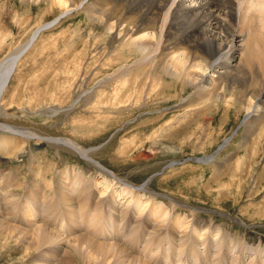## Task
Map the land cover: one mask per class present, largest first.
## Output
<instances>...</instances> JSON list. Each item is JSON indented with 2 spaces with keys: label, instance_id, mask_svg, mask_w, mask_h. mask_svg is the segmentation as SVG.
I'll list each match as a JSON object with an SVG mask.
<instances>
[{
  "label": "rangeland",
  "instance_id": "374dc122",
  "mask_svg": "<svg viewBox=\"0 0 264 264\" xmlns=\"http://www.w3.org/2000/svg\"><path fill=\"white\" fill-rule=\"evenodd\" d=\"M65 9L0 0V62L37 28L58 22L21 59L0 123L94 150L91 158L113 174L66 146L0 132L9 142L0 164V217L27 232L0 229V264H264V150L254 156L245 148L247 116L236 95L222 90V100L204 103L147 69L140 85L124 92L128 106L111 110L117 84L100 83L125 63L110 55L111 36L84 11ZM154 209L158 219L150 223ZM36 222L62 236L60 243L40 244L30 225Z\"/></svg>",
  "mask_w": 264,
  "mask_h": 264
},
{
  "label": "bare ground",
  "instance_id": "6f19581e",
  "mask_svg": "<svg viewBox=\"0 0 264 264\" xmlns=\"http://www.w3.org/2000/svg\"><path fill=\"white\" fill-rule=\"evenodd\" d=\"M41 1H50L58 7H65L66 12L77 9L82 10L88 15L92 23L98 24L101 32L106 33L109 37L111 36V44L115 46V49L109 51L110 55L113 54L112 56L119 58L117 62L121 60L125 63L118 70L108 75L109 80L105 79L100 83L101 88L112 86L111 80L117 84L113 87L117 90L112 94L113 104L108 106L111 110L121 105L128 106L127 100H123L124 92L131 90L130 87H133L135 83H139L145 70L155 71V69H158L160 72L155 71L156 77L164 76L171 79L170 81L179 83L183 90L191 88L193 90L192 94L195 96L194 100H203L205 103L204 100L208 99L209 96L222 100L225 97L222 90L232 95L235 94L237 98L236 105L240 107L239 112L246 111L247 116L243 122L245 148L247 150L251 149L254 156L255 149L256 151L264 150V0ZM43 27L45 26L37 28L26 43L20 45L0 62V107L3 106L6 91L21 59L36 43L42 34V32L39 34L38 32ZM134 71L136 72L133 73ZM209 71H212L214 75L207 77L206 72ZM137 73L140 75L135 78ZM93 98H96L97 101L101 100V97L99 95L97 97L96 94ZM227 98L224 102H227ZM184 100L183 97L182 105L189 108L191 102ZM204 106L202 105V107ZM0 132L15 138L35 141L39 144L49 143L66 146L82 159L84 158L100 171H103L105 175L111 177L110 174H113L91 158L90 154L94 150H84L70 140L43 139L31 132L12 128L2 123H0ZM155 133L164 136L165 132L160 130ZM154 136L156 137V134ZM255 137L256 141L254 143ZM8 147L9 142L0 138V164L6 157ZM148 184L145 183V187H142L140 192H146ZM114 203H116L115 200ZM112 208L114 207L112 206ZM156 211L157 209H154L149 216L148 221L150 223H152L154 217L158 219ZM27 218H30L28 219L29 223L35 222L33 221L34 216ZM76 223L75 221L74 224ZM30 225L31 230H34V233L32 232L33 237H36L39 243L42 242L40 244H47L50 240L57 241L58 239V242L62 240L60 239L62 236L55 235V233H52L53 236L52 234L48 235L49 231L47 234L42 226L37 225V222ZM4 228L15 231L17 234H27L26 231H20L15 225L8 224L0 217V229ZM37 239L35 242H37ZM16 241L18 242V240ZM93 242L95 243L94 240ZM110 244L111 247H114V243ZM57 251L60 255V249ZM65 256H67V252ZM124 261L126 262V260ZM56 262H58V259L51 260L48 263L53 264ZM137 262L138 260H136V263L130 264H137Z\"/></svg>",
  "mask_w": 264,
  "mask_h": 264
},
{
  "label": "water",
  "instance_id": "95a60500",
  "mask_svg": "<svg viewBox=\"0 0 264 264\" xmlns=\"http://www.w3.org/2000/svg\"><path fill=\"white\" fill-rule=\"evenodd\" d=\"M57 23H58V22L54 23L53 25L45 26V27L41 28V29L39 30L38 34L41 33V32H43V31H45V30H48L49 28H52V27H53L55 24H57ZM36 39H37V38H36Z\"/></svg>",
  "mask_w": 264,
  "mask_h": 264
}]
</instances>
